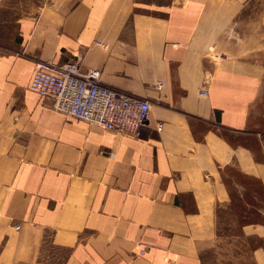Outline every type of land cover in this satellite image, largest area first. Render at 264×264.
Here are the masks:
<instances>
[{
  "label": "crops",
  "instance_id": "obj_1",
  "mask_svg": "<svg viewBox=\"0 0 264 264\" xmlns=\"http://www.w3.org/2000/svg\"><path fill=\"white\" fill-rule=\"evenodd\" d=\"M241 2L0 0V264H206L225 218L264 264L261 70L226 34ZM75 60L149 103L138 138L28 89L36 62Z\"/></svg>",
  "mask_w": 264,
  "mask_h": 264
},
{
  "label": "built area",
  "instance_id": "obj_2",
  "mask_svg": "<svg viewBox=\"0 0 264 264\" xmlns=\"http://www.w3.org/2000/svg\"><path fill=\"white\" fill-rule=\"evenodd\" d=\"M28 89L51 98L56 111L106 131L138 138L150 113L145 100L128 97L99 82L97 70L80 71L77 60L34 64ZM205 96L206 93L202 92ZM161 124L157 130H161ZM145 250H140L143 255Z\"/></svg>",
  "mask_w": 264,
  "mask_h": 264
},
{
  "label": "rangeland",
  "instance_id": "obj_3",
  "mask_svg": "<svg viewBox=\"0 0 264 264\" xmlns=\"http://www.w3.org/2000/svg\"><path fill=\"white\" fill-rule=\"evenodd\" d=\"M157 1L163 3L167 0ZM241 3L226 34L236 45L239 54L260 68L264 95V0H242ZM238 228L228 218L221 220L220 249L214 255H206V264H255L249 259L247 252L259 242L253 238L241 240Z\"/></svg>",
  "mask_w": 264,
  "mask_h": 264
}]
</instances>
